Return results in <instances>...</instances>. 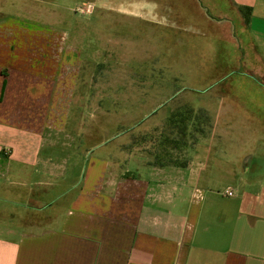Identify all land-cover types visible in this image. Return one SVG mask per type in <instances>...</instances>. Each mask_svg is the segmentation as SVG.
Instances as JSON below:
<instances>
[{"label":"crops","instance_id":"1","mask_svg":"<svg viewBox=\"0 0 264 264\" xmlns=\"http://www.w3.org/2000/svg\"><path fill=\"white\" fill-rule=\"evenodd\" d=\"M10 1L0 0V264H264V195L228 197L202 187L217 182L212 173L217 167L210 164L214 149L196 147L190 158L188 149L184 163H161L155 153L115 147L97 155L93 144L80 148L84 141L93 143V133L82 137L83 122L72 126L64 104L72 105L81 86L84 93L80 76L90 61L73 48L70 36L11 16L40 10L15 8ZM137 2H142L135 6L137 19L174 32L204 27L201 34L216 44L224 42L222 21L233 15L249 34L259 32L253 41L264 54V0H218L223 5L215 4L217 9L229 14L185 19L189 23L176 18L186 17L198 0ZM171 11L179 14L169 19ZM136 55L141 60L138 50ZM120 65L109 74L144 76L129 71L125 61ZM155 67L163 72L170 65ZM86 87L78 95L83 104L90 101ZM145 92L137 89L140 100ZM65 138L76 139L75 146L65 149ZM35 188L42 189L47 205L67 200L66 210L60 214L53 206L45 215L10 210ZM32 198V204L42 201Z\"/></svg>","mask_w":264,"mask_h":264},{"label":"rangeland","instance_id":"2","mask_svg":"<svg viewBox=\"0 0 264 264\" xmlns=\"http://www.w3.org/2000/svg\"><path fill=\"white\" fill-rule=\"evenodd\" d=\"M10 2L15 8L22 4L37 7L40 12L13 11L11 16L53 27L58 33L70 36L73 48L90 61L80 76L81 84L89 86L90 101L83 104L80 100L87 90L85 86L83 93L81 86L72 105L64 104V113L73 122L72 126L80 121L83 122L78 130L80 134L93 133V143L84 141L80 148L93 144L97 155L115 147L129 150L130 154L155 153L161 157L156 158L161 163L169 160L184 163L183 154L188 149L189 158L196 147L204 151L214 149L210 164L217 167L212 171L217 182L211 189L202 187L221 196L228 188L233 189L236 196L264 195V54L253 41L259 37V32L254 29L249 34L244 21H237L233 15H227V11L221 14L216 5L222 6V2L198 0L199 6H188L186 17L176 18L178 22L189 23L185 19L196 22L213 20L220 15L231 16L227 19L229 22L222 21L220 32L224 42L218 44L201 34L206 30L204 27L200 31L179 27L174 32L171 27L153 26L137 19L134 15L139 13L135 6L142 3L137 0ZM90 7L92 11H88ZM177 13L171 11L168 18L173 19ZM168 33L173 39H168ZM109 61H112L111 66ZM124 61L129 71L144 76L136 75L137 79L109 74ZM162 63L171 68L157 71L155 65ZM138 82L145 86L134 85ZM164 86L169 91L164 92ZM138 88L146 90V99L140 100ZM159 104L162 106L157 107ZM188 109L194 110L193 117H203L204 122L196 125L189 121L184 136L179 127L169 123V117ZM199 129L201 131H197ZM172 140H176V144ZM77 141L82 142L79 138ZM74 142L76 139L65 138L64 148L75 146ZM166 152L172 156L163 157ZM41 190L35 188L33 198L27 197L22 204L12 202L10 210L13 208L17 214L31 211V214L42 212L44 215L50 213L53 206L57 213L66 210L67 200L47 205L39 195ZM48 194L51 200H56V194ZM31 198L42 201L32 204Z\"/></svg>","mask_w":264,"mask_h":264},{"label":"trees","instance_id":"3","mask_svg":"<svg viewBox=\"0 0 264 264\" xmlns=\"http://www.w3.org/2000/svg\"><path fill=\"white\" fill-rule=\"evenodd\" d=\"M241 10L245 11V9H241ZM245 16H247L246 12H245ZM246 22L248 23V20H246ZM193 115H194L193 109H188V110H185L184 112L178 111L176 113H173L169 117V123H171V125L173 124L174 126L179 127L180 133L185 136V135H187V125H188L189 121L190 122L192 121L193 124L196 123V125H200L201 123L204 122L203 117H200V116L193 117ZM197 131H201V129H199ZM172 142L176 144V140H172ZM168 154H170V153L166 152L165 156Z\"/></svg>","mask_w":264,"mask_h":264},{"label":"built area","instance_id":"4","mask_svg":"<svg viewBox=\"0 0 264 264\" xmlns=\"http://www.w3.org/2000/svg\"><path fill=\"white\" fill-rule=\"evenodd\" d=\"M92 7H90V9H88V11H92ZM225 194L228 196V197H233L234 196V191L232 189H227L225 191Z\"/></svg>","mask_w":264,"mask_h":264}]
</instances>
